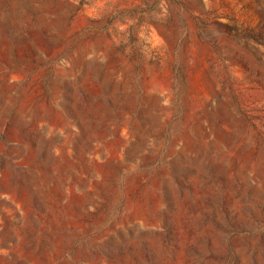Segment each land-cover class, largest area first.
<instances>
[{"label": "rangeland", "instance_id": "obj_1", "mask_svg": "<svg viewBox=\"0 0 264 264\" xmlns=\"http://www.w3.org/2000/svg\"><path fill=\"white\" fill-rule=\"evenodd\" d=\"M0 264H264V0H0Z\"/></svg>", "mask_w": 264, "mask_h": 264}]
</instances>
